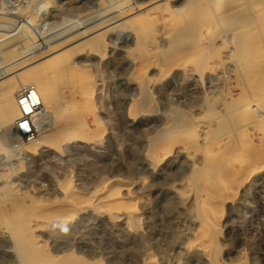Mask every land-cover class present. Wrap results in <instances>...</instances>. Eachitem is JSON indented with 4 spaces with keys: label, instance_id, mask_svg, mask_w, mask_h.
<instances>
[{
    "label": "rangeland",
    "instance_id": "374dc122",
    "mask_svg": "<svg viewBox=\"0 0 264 264\" xmlns=\"http://www.w3.org/2000/svg\"><path fill=\"white\" fill-rule=\"evenodd\" d=\"M105 1L0 0V17L3 15V17L8 18L7 21L0 22V73L8 69L10 70L9 73H13L19 70L20 67H25L30 63L29 61H18L10 55L12 42L20 34H25L24 36L27 39L29 38L28 41L44 39L46 42L48 41L47 43L57 42L59 38L60 40L63 38L71 39L75 36L84 35L85 38L77 41L76 44H80V42L82 44L87 43V40L93 38L94 35L93 37L92 35L87 37V33H83L85 29L104 21L115 13L116 8L114 4L111 5V0L109 2ZM148 1L130 0V2H138L139 5H145ZM182 1L184 2V0H169V2L165 0L162 3L161 1L157 3L164 6L175 3L177 4L175 6L176 11L180 12L176 13L175 16L167 12L164 25L155 22L152 27L142 31L145 45L150 48H157L159 46L158 41H160L162 33L165 32L166 38L162 45L167 48L173 38L178 35L177 31L186 28L187 19L182 13H187L194 5L191 4L193 3L192 0H188V2L185 0L184 3ZM216 1V5L225 9L228 3L235 0ZM206 2L207 0H201L199 6L204 5L207 7H204L205 11L211 13L213 11L212 7L216 8L215 3L212 6L208 2L207 6ZM180 3L183 5V10ZM186 3L187 7L185 6ZM248 7L255 14L258 10L264 9V2L250 0ZM248 7L246 5L243 10L237 13L238 17H244L245 23L250 22L254 16H251L253 13L249 12L251 9L249 10ZM222 8L220 9L223 10ZM154 12L160 13V9ZM217 13L220 14L219 9ZM220 16V19L230 17V15ZM125 21L122 20L119 24H116V29L108 33L106 41V44H108L107 47H104L103 52L97 50L92 44H86L75 52V61H84L79 65L80 69L89 74L88 79H85L86 82L79 75H75L74 71L68 72L65 75L66 77L51 79L54 87L59 89L57 103V106H59L58 108L54 106V112L58 113L61 108L74 103L77 105V114L80 113L86 118L85 128L87 131L90 130V136L70 131V128L66 126L69 120L62 119L54 125V133L47 138L48 141L56 144L58 148L55 146L47 149L40 146L37 152L28 154L20 148L21 142L23 143L24 140L17 138L14 131L16 124L0 125V216L4 220L10 218L9 212L12 210L13 214L14 206L27 205L36 207V209L41 208V210H38L39 212L35 210L36 212L34 211L35 213L31 215V217L36 218L34 225L41 226L39 233H37V243L52 253L56 244L55 240H58L56 238L60 235L55 234L56 232L53 234V226L51 225H53L54 218L63 213L60 210L62 207L71 208V202L69 204L65 200L67 196L73 193L79 199L76 201L79 205L75 206L74 209L72 208L76 218L85 213L97 215L96 208L99 201L97 199L95 201V197L102 196L105 182L114 179L113 181L117 180L114 189L123 204L119 206L112 202L110 204L112 207L106 209V217L108 216L111 219L112 214L109 215V210L113 211L114 216L119 217L117 220L121 223H119V234H117L119 236L117 247H119L118 250L128 254L131 253L132 256L129 255L132 264L149 261L148 257L157 264H210L209 257L202 253L199 246L200 240L197 236L199 225L195 213L196 209H193L195 204L191 197L188 198L189 194L185 185L191 178V171L186 165V160L183 156L172 153L170 158L163 163L164 165L156 166L152 163V159H149V139L167 132L169 128L165 123H168L179 110H188L187 103L192 99H197V97L202 101L205 100V97L208 99L202 108H199L202 111H209V106H219L222 102H235L239 105H250V102H252L251 105H254L255 99L250 97L257 90L256 86L244 81V76L240 77L241 73L237 74L239 73L237 60L235 56L232 57L233 51L230 53L231 49L233 50L236 46L235 40L240 29L236 27L229 28L231 31L228 32L236 36L234 40L227 43L222 42L221 37L218 38L223 31H226L222 29L221 24H204L201 41H204L203 43L209 47L208 40L215 39L213 40L215 41L213 43L214 47L211 49L212 64L215 71L211 75L210 81L203 80L202 83V80H199L200 94L193 93V86L188 87L189 82L186 81L182 71L175 70L165 75V77H159L156 76L158 70L154 69L147 74L149 77H154L150 89L152 98H154L151 104L152 107L148 108L149 113L148 110L131 112V105H135V102L140 99V89H138L136 83L134 69L139 68L137 66L142 62L140 57L144 50L135 51L131 54L128 52L129 49L135 47V41L139 33L131 27L132 25L130 28L128 24L123 25ZM218 27H221L219 28L220 31ZM166 32L169 34H166ZM34 38L35 40H33ZM170 38L171 40H169ZM216 38L219 40H216ZM180 41L183 42L181 36L179 37ZM7 44L11 46L7 47ZM189 57L188 64L190 65L189 62L193 61V56ZM9 62L11 63L9 64ZM62 67L63 65L57 64L54 68H48V71L52 73ZM84 84H88L93 91L94 106H90L93 110L90 107V110H86L79 103H84V98L81 95V86ZM91 110L95 111L100 117L106 115L110 117V121L107 119L99 126L104 130L102 135L95 134L94 136L97 126L93 122L94 115ZM261 112L264 114V104L261 106ZM251 115L254 117L252 118ZM251 115L250 118L255 124H251L250 119L251 122L249 121V123L251 125L248 124L245 132L246 141H248L245 161L246 189L248 191L247 194L245 191L241 193L234 203L235 206L233 205L232 209L227 211L226 217L228 219L226 218V227L222 233L224 235L221 234L219 239L220 261L223 264H264V118H259L256 113ZM42 116H37L40 119L39 127H45L42 130L47 131L50 123V127H53V119L47 115ZM61 133H64L65 140L57 143V140H59L58 135ZM25 143L27 142L25 141ZM179 178L180 180H177ZM173 186L176 187L177 192L172 189ZM66 192L67 195H65ZM183 197L184 200L181 199ZM127 199L135 200L136 204L134 203L133 206V203L128 202ZM57 202L60 203L57 204ZM59 206L60 208L55 212V215L50 214L49 211L52 208ZM81 206L87 207L88 210H79ZM130 207L138 213V216L140 215L137 220L138 227L135 225L137 221H131L127 214H124L132 210ZM35 214L38 218L33 216ZM49 219L53 220L50 222ZM9 233L10 231L8 232L4 224H1L0 264H21L22 262L17 257L15 248L13 249V239L9 236L11 235ZM87 234V241L89 240L91 243L102 236V233L94 226L87 228ZM142 236L144 237L143 240ZM103 238L105 237L103 236ZM129 238L131 239L127 243L125 240ZM59 241L67 242L68 240L60 238ZM129 244L131 249L133 248L131 252H128L130 251ZM104 246L97 249V259H100L103 264H108L107 255L105 254L111 248ZM185 246L189 248L193 246L194 249L189 250ZM182 248H184V251ZM78 251L77 246H74L71 250L72 253ZM133 251L135 252L132 253Z\"/></svg>",
    "mask_w": 264,
    "mask_h": 264
},
{
    "label": "bare ground",
    "instance_id": "6f19581e",
    "mask_svg": "<svg viewBox=\"0 0 264 264\" xmlns=\"http://www.w3.org/2000/svg\"><path fill=\"white\" fill-rule=\"evenodd\" d=\"M106 1L109 2L110 0ZM160 1L162 3V1L165 0H149L145 5H139L138 2H130V0H111V5L113 6L114 4L116 8L115 13L110 15V17L104 21L85 29L83 33H87V37L91 35L92 37L94 35V37L91 39L89 38L85 44L80 42L81 45L76 43L77 41L85 38L84 35H79L78 37L75 36L71 39H64L62 37V40L59 38L57 42L53 40V43H47L48 41L46 42L44 39L35 40V38L33 39L35 41H28L29 38L27 39L26 36H24L25 34H20V36H18V38L14 39L12 42L13 45L10 49V55H12L18 61H29L30 63H27L28 65L25 67H20L21 69L19 68V70H16L13 73H9V69L5 70L3 73H0V125H6L9 123L13 125L17 124L21 118L19 96L25 90L32 87L38 91L42 104V106L39 108L37 116L47 115L49 118H52L53 127H50L51 123L49 124L50 126L48 125L49 127L47 126L49 128L47 131L42 130V128L45 127H38L37 135L34 140L28 141L25 139L23 143L21 142V145H24L22 147L20 145V148L22 151H24V153L33 154L38 151V147L40 146L41 148L47 149L48 147L53 148L55 146L58 148L56 144L48 141L47 138L52 133H54V125L62 119H65L66 121L69 120L66 126L70 128V131L81 133L85 136H90V130L87 131L85 128L86 118L80 113L77 114V105L74 103L61 108L58 113H56V111L54 112V106H57L58 103L59 89L54 87L53 83H51V79L66 77L65 75H67L68 72L70 73V71H74L75 75H79L81 79L86 82L85 79H88L89 74L88 72L82 71L80 69L79 65L84 63V61L76 62L74 59L75 52L86 44H92L97 50L103 52L104 47H107L108 44H106L108 33L111 32V30H115L116 24H119V22L122 20H126L123 25L128 24L129 28L132 25L131 27H133L139 33L135 41V47L133 49H129L128 52L131 54L135 51L144 50L140 57L142 62L139 66H137V68H139L134 69L135 74L132 73L136 76V83L138 84V89H140V99L135 102V105H131V112H144L151 106L154 97L152 98L150 89L151 82L154 80V77H149L147 74L154 69L158 70L159 74L156 72V76L159 77H165V75L175 70L182 71L186 81L189 82L188 87L193 86V93L200 94L199 80H202V83L203 80L210 81L211 75L215 71V68L212 64L213 55L211 53V49L214 47L213 43L215 42L213 40L215 39L212 40L211 38V40L209 39L210 41L208 40L207 43H209V47L203 43L204 41H201V35L204 31L202 28L204 27V24H221L222 29L226 30L227 32L222 30L223 33L221 32L222 34H220L221 36L218 38L220 39L221 37L222 42L224 41L227 43L228 41L234 40L236 36L228 32L230 30L229 28H239L240 31L238 37H236L235 40L236 46L233 50L231 49L230 53L233 51V55H230H232V57L235 56L237 60V66L239 69L238 70L236 68L239 71L237 74L239 75L241 73L242 75H240V77L244 76V81L256 86L257 90H255L254 95L250 97L255 99L254 105H251V99L248 98L250 99V105H239L235 102H222L219 106H209V111H202L199 108H202L208 99L205 97V100L202 101L197 97L198 101L195 98L187 103L188 110H179V112H176L175 116H173V118L168 123H165L169 128L168 131L166 130L167 132H163V134L160 133L161 135L159 134L156 135V137L149 139V155L151 157H149V159H152V163L156 166L166 162L172 153L181 155L186 160V165L189 171H191V178H189L185 185L189 194L188 198L191 197L195 204L193 209H196L195 213L197 214L196 218L198 219L199 230L197 236L200 240V249L205 256L209 257L210 264H223L220 261L221 248L219 246V239L221 234L224 232V228L226 227L225 222L227 218V211L232 209L236 199L241 193H244L245 191L247 194L248 191L246 189L247 176L245 167L248 141H246L245 132L248 124H253V120L250 118L252 113H256L259 118H264V114L261 112V106L264 104V9L258 11L256 10L257 12L254 14L252 9L248 7V2L250 0L231 1L228 3L225 9L216 5V0H207L206 5L208 2H210L212 6H214V3L216 6V8L212 7L213 11L210 13V11H205V8L207 7L204 5L199 6L201 0H192L193 3H189L193 4L194 7L191 10H188L187 13H182V15L187 19L186 28L180 29L178 31L175 29L178 35L173 38V40L170 42L171 44L167 48L166 46L162 45L166 38L165 32L163 31L164 33H162L163 35L160 38V41H158L159 46L157 48H150L148 45L144 44V35L142 34V31L152 27L155 22L160 25H164L167 12L174 16L176 13L180 12L176 11L175 9L177 4L171 3L169 6L157 4ZM166 1L169 2V0ZM184 2L186 1L184 0ZM261 2H264V0H261ZM246 5L249 10L251 9L249 12L253 13L251 16L254 15L252 20L247 23L244 22V17L237 16V13H239L240 10H243ZM185 6L187 7V3ZM180 7H182L183 10V5ZM159 9L160 13L154 12L155 10ZM218 9L220 14L217 13ZM244 12L243 15L245 14ZM220 15H230V17L220 19ZM7 20L8 18L3 17V15L0 17V22H5ZM221 27H218V29ZM172 30L174 31V29ZM220 30L221 29H219V31ZM167 33L168 32H166V34ZM180 36L183 38V42H179ZM171 38L169 40H171ZM219 39L216 38V40ZM9 46L11 45H8L7 47ZM189 56H193V61L189 62L190 65L188 64V59L190 58ZM10 63L11 62H9V64ZM57 64H61L63 67L50 73L48 68H54ZM242 86L244 85L242 84ZM81 87V95L84 98V103H79L87 110L90 106H94L92 99L93 91L88 84H84ZM250 94L252 95V93ZM58 106L56 108H58ZM90 109L93 110L91 107ZM92 112L94 115L93 122L97 126L94 136L95 134L102 135L104 130L99 126H101L107 119L110 121V117L108 115L100 117L95 113V111ZM250 119L252 121L251 124L249 123ZM38 121L40 124L39 118ZM58 139L59 140H57V143L59 141H64V133L59 134ZM25 141L27 143H25ZM113 180L105 182V184L103 182L102 185L104 184L105 187L103 188L104 192L102 196L95 197V201L96 199L99 201L97 202L98 205L96 210L100 215H96L94 213H85L83 215L80 214L81 216L76 218L72 208L74 209L75 206L79 205V203L76 202L79 199L73 193L67 196L65 200H67L68 203L71 202V204L69 203L71 208L62 207L60 210L63 213L54 218L56 221L49 219L50 222L53 220V225H51L53 226V234L56 232L55 234L60 235V237L56 238L58 240H55L56 244L52 253L45 250L44 247L37 243V233H39L41 226L34 225V220H36V218L31 217V215L36 211L39 212L38 210H41V208L37 207L39 209H36V207H30L22 204V207L14 206L13 214L11 212L12 210L10 211L11 213L9 212L10 218L4 220L0 216V225L4 224V227H6L8 232L10 231L9 234L11 235L9 236H11L13 239V249L15 248L16 251H14L17 252L16 254L21 260V264H103L100 259H97V249L104 246V244V247L111 248L110 250H107V253L105 254L107 255L108 264H132V259L130 260L131 253H129V255L122 250H118L119 247H117L119 245V236L117 234H119V223H121L117 220L119 217L114 216L113 211L110 210L108 211L109 215L112 214L113 216L111 215V219L108 216L106 217V209H110L112 207L110 205L112 202L119 206L123 204L120 197L117 195L118 193L114 189L116 187L117 180ZM177 180H180V178ZM180 188H182V186H180ZM172 189L175 191L177 190L174 186ZM67 192L65 195L68 194ZM179 196L181 195L179 194ZM184 197L181 199L184 200ZM129 201L132 202L134 206L135 200H128V202ZM58 203L60 202H57V204ZM43 207L45 208L46 206ZM59 208L60 206L52 208L49 211L50 214L55 215V212H57ZM79 210L86 211L88 209L87 207L81 206ZM124 214H127V217L131 219V221H137L138 217L140 216H138V213L133 209ZM33 216L37 217L36 214ZM135 223L134 224L138 227V221ZM44 224L47 225L46 223ZM91 226H94V228L102 233L101 238L95 239L93 243L89 242V240L87 241V228ZM103 236L105 238H103ZM60 238L67 239L68 241L60 242ZM131 238L125 241L128 243ZM141 238L143 240L144 237L142 236ZM74 246H77L79 251L72 253L71 250ZM128 247L130 248V251L128 252H131L133 248L131 249L130 244ZM185 248L189 247L185 246ZM192 248L193 246L189 248V250ZM182 249L184 251V248ZM195 249L197 248L195 247ZM134 252L135 251L132 253ZM148 258L150 259H148L149 261L140 263L157 264L154 262V260H151L150 257Z\"/></svg>",
    "mask_w": 264,
    "mask_h": 264
},
{
    "label": "built area",
    "instance_id": "2783aa9c",
    "mask_svg": "<svg viewBox=\"0 0 264 264\" xmlns=\"http://www.w3.org/2000/svg\"><path fill=\"white\" fill-rule=\"evenodd\" d=\"M19 106L21 118L14 127L15 134L21 140H34L40 125L37 113L42 106L38 91L32 87L25 90L19 96Z\"/></svg>",
    "mask_w": 264,
    "mask_h": 264
}]
</instances>
